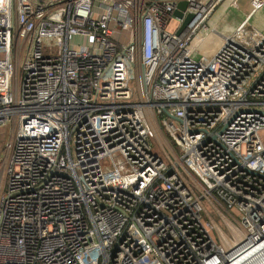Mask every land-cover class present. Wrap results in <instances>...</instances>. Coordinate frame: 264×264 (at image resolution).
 <instances>
[{
    "label": "built area",
    "instance_id": "obj_1",
    "mask_svg": "<svg viewBox=\"0 0 264 264\" xmlns=\"http://www.w3.org/2000/svg\"><path fill=\"white\" fill-rule=\"evenodd\" d=\"M224 1L0 0V264H264V0L189 47Z\"/></svg>",
    "mask_w": 264,
    "mask_h": 264
},
{
    "label": "rangeland",
    "instance_id": "obj_2",
    "mask_svg": "<svg viewBox=\"0 0 264 264\" xmlns=\"http://www.w3.org/2000/svg\"><path fill=\"white\" fill-rule=\"evenodd\" d=\"M244 17L245 16L241 9L230 6V0H225L223 3L218 5L209 20L208 28H199L193 36L189 45L192 49V55L197 59L201 57L212 58L222 46L225 38L234 33L240 23L244 20ZM251 22L262 29L264 28V7L254 15ZM179 25L180 22L176 19V17H172L169 25L170 30L175 31ZM124 38H126V34H124ZM11 132V121H6L0 125V165L2 164V160L5 156L6 146L10 141ZM157 144H159V142L157 138H154L155 152L159 153L166 159L164 151L161 149L160 145ZM171 144L178 152L177 144L173 141H171ZM207 205L213 213V210L210 208L208 203ZM215 217L217 218L216 214Z\"/></svg>",
    "mask_w": 264,
    "mask_h": 264
},
{
    "label": "water",
    "instance_id": "obj_3",
    "mask_svg": "<svg viewBox=\"0 0 264 264\" xmlns=\"http://www.w3.org/2000/svg\"><path fill=\"white\" fill-rule=\"evenodd\" d=\"M187 5V2L185 1H180L178 4H177V8L176 10L174 11V16L175 17H179V18H182L183 17V10L185 9ZM192 18H193V15L192 14H188L185 19L183 20L182 22V25L181 27L179 28V30H177V35H181L183 30L188 26V24L192 21ZM165 113L171 117V118H174V119H177V120H181L179 118H177L176 116H174L172 113H170L167 109L165 110Z\"/></svg>",
    "mask_w": 264,
    "mask_h": 264
}]
</instances>
